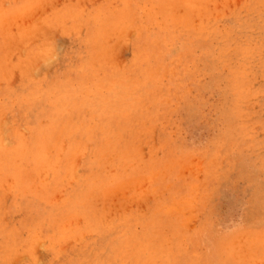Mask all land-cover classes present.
Instances as JSON below:
<instances>
[{
  "label": "rangeland",
  "instance_id": "obj_1",
  "mask_svg": "<svg viewBox=\"0 0 264 264\" xmlns=\"http://www.w3.org/2000/svg\"><path fill=\"white\" fill-rule=\"evenodd\" d=\"M0 264H264V0H0Z\"/></svg>",
  "mask_w": 264,
  "mask_h": 264
},
{
  "label": "bare ground",
  "instance_id": "obj_2",
  "mask_svg": "<svg viewBox=\"0 0 264 264\" xmlns=\"http://www.w3.org/2000/svg\"><path fill=\"white\" fill-rule=\"evenodd\" d=\"M170 27V25L168 26V28ZM167 28V29H168ZM172 39V37H171V32L170 31H168L167 30V32L165 33V34H163V35H161L160 36V41H162V42H165V41H167V40H171ZM92 105V104H91ZM81 106V105H80ZM57 113V112H56ZM80 129V128H79ZM89 129V128H88ZM87 129V130H88ZM85 132V131H84ZM51 137V136H50ZM53 143V142H52ZM41 145V144H40ZM40 148H41V146H40ZM40 151V150H39ZM35 152H37V151H35ZM34 152V153H35ZM37 154V153H36ZM30 155V154H29ZM33 155V154H32ZM38 155V154H37ZM34 156V155H33ZM29 157V156H28ZM39 157V156H38ZM19 158H20V156H19ZM37 158V157H36ZM23 159H24V157H23ZM21 161H22V159H21ZM178 211V210H177ZM259 253V252H258ZM228 254H229V252H228ZM230 255V254H229ZM238 260V259H237ZM239 261V260H238Z\"/></svg>",
  "mask_w": 264,
  "mask_h": 264
}]
</instances>
